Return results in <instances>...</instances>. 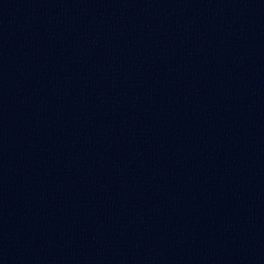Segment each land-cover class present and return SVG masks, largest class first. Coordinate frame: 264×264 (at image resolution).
I'll list each match as a JSON object with an SVG mask.
<instances>
[{"label":"water","instance_id":"obj_1","mask_svg":"<svg viewBox=\"0 0 264 264\" xmlns=\"http://www.w3.org/2000/svg\"><path fill=\"white\" fill-rule=\"evenodd\" d=\"M0 45L137 87L264 102V0H0Z\"/></svg>","mask_w":264,"mask_h":264}]
</instances>
